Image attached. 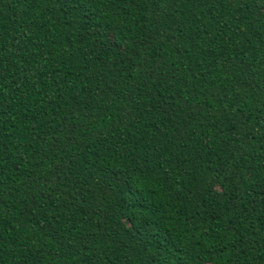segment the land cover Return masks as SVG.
I'll list each match as a JSON object with an SVG mask.
<instances>
[{
    "label": "trees",
    "instance_id": "16d2710c",
    "mask_svg": "<svg viewBox=\"0 0 264 264\" xmlns=\"http://www.w3.org/2000/svg\"><path fill=\"white\" fill-rule=\"evenodd\" d=\"M0 264H264V0H0Z\"/></svg>",
    "mask_w": 264,
    "mask_h": 264
}]
</instances>
